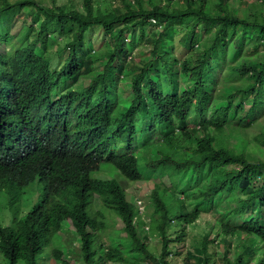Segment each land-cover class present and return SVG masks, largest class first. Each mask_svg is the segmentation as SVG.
<instances>
[{"label":"trees","instance_id":"1","mask_svg":"<svg viewBox=\"0 0 264 264\" xmlns=\"http://www.w3.org/2000/svg\"><path fill=\"white\" fill-rule=\"evenodd\" d=\"M1 44L6 264L60 260L66 226L83 264H264V114L247 104L264 105V0H0ZM104 170L155 179L152 213Z\"/></svg>","mask_w":264,"mask_h":264},{"label":"rangeland","instance_id":"2","mask_svg":"<svg viewBox=\"0 0 264 264\" xmlns=\"http://www.w3.org/2000/svg\"><path fill=\"white\" fill-rule=\"evenodd\" d=\"M60 3L66 2V0H59ZM77 2L79 3V0H77ZM111 0H94V3L96 5H100L101 7H107L110 5ZM23 11H19L17 17L21 18V13ZM17 23H20V21H18ZM183 33V29L181 28H177L173 31V37L176 40H179V38L181 37V34ZM103 36H99V39H101ZM19 44L14 43V46L9 45V48H14V47H18ZM182 47V46H180ZM1 49H4V45H0ZM140 48V44H137L134 49L132 50V56L135 55L137 49ZM136 59V58H135ZM229 70H232L234 72V74L237 73H241V71L236 70V66H230L228 68ZM244 73V72H242ZM183 87H186L187 84L184 81L181 84ZM120 88L122 89L123 84L120 83L119 84ZM61 88L65 87V85L60 86ZM59 90H56V92H58ZM248 111L250 113V117L254 118L257 117V115L264 114V105H262L258 99L256 98H251L248 100ZM262 105V106H261ZM260 124H264V119L262 121H260ZM264 126V125H263ZM251 131V135L252 132L253 133H262L264 132V127H254L253 129H250ZM253 138V137H250ZM255 142L252 143V146H254ZM264 151V150H263ZM100 174V175H97ZM96 176L99 177H104V178H111V177H117L121 184L124 186V188L128 191L129 195H131V199L132 200H137L136 203L138 206H140L139 208L147 210V214L146 216H149L150 212L153 210L151 205L149 204V195L147 194V189L152 187L154 184L155 179H147V181H142V182H130V181H126L124 178H122V176H118L117 174H110L108 171L104 170L101 171L99 173L95 174ZM154 178V177H153ZM36 193H40V188L37 187L35 189ZM32 199L33 197L31 195H29L28 200L25 201V211H29L32 208V204L34 205L35 202L32 203ZM11 198H10V192H7V190L3 189L0 191V221H3L5 224L9 225L12 222L13 219V210L10 208L9 206V202H10ZM38 201V199H37ZM140 202V203H139ZM152 213V212H151ZM206 218L204 220L201 221L200 224H205L206 222ZM113 230H111L112 233ZM198 232H196V230L193 232L191 231L190 236H194L193 234H196ZM151 240H150V245L152 250H155L158 247V244L160 242L159 237L156 235V233L152 232L151 233ZM123 237V236H122ZM60 240L62 241V243H59L58 245V250L61 252V259L57 260V258L55 257H49L48 259L45 258L43 260V264H64L62 263V261H67L69 262V264H83V259L81 257V252H80V240H79V236L77 234H75L72 229H70V226H66L64 227L62 233L60 234ZM105 238V237H104ZM106 239V238H105ZM124 239H126V237H124ZM107 240V239H106ZM242 241V243L244 245H246L249 241L248 239L244 236L240 239ZM189 245V240L187 239V246ZM52 245L47 246V248L45 249V252L47 253L46 255L48 256L49 253L51 252ZM185 250V248H183ZM216 250L218 252H220L222 250L221 246H218L216 248ZM257 253H261V251L257 250ZM182 259H183V255H180L178 257H176V260L174 262H177V264H182ZM0 264H6L5 260H4V256L3 254L0 252ZM118 264H122V263H118ZM131 264V263H129Z\"/></svg>","mask_w":264,"mask_h":264},{"label":"bare ground","instance_id":"3","mask_svg":"<svg viewBox=\"0 0 264 264\" xmlns=\"http://www.w3.org/2000/svg\"><path fill=\"white\" fill-rule=\"evenodd\" d=\"M98 173V172H97ZM94 175V174H93ZM97 175H100V174H97ZM127 181V180H126ZM140 203V202H139ZM140 207V206H139ZM142 209V208H141ZM148 226V225H147Z\"/></svg>","mask_w":264,"mask_h":264},{"label":"clouds","instance_id":"4","mask_svg":"<svg viewBox=\"0 0 264 264\" xmlns=\"http://www.w3.org/2000/svg\"><path fill=\"white\" fill-rule=\"evenodd\" d=\"M0 50H1V49H0ZM56 93H57V92H55V94H56ZM55 94H54V95H55ZM55 98H56V97H55Z\"/></svg>","mask_w":264,"mask_h":264}]
</instances>
